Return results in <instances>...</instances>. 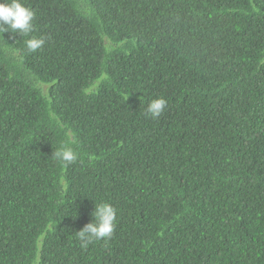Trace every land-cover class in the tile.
<instances>
[{"label": "trees", "instance_id": "trees-1", "mask_svg": "<svg viewBox=\"0 0 264 264\" xmlns=\"http://www.w3.org/2000/svg\"><path fill=\"white\" fill-rule=\"evenodd\" d=\"M22 2L33 32L0 33V264H264V0ZM101 202L114 234L82 248Z\"/></svg>", "mask_w": 264, "mask_h": 264}, {"label": "clouds", "instance_id": "clouds-1", "mask_svg": "<svg viewBox=\"0 0 264 264\" xmlns=\"http://www.w3.org/2000/svg\"><path fill=\"white\" fill-rule=\"evenodd\" d=\"M34 17L35 12L27 7L22 0H0V33L11 30L26 37L34 30ZM45 42L44 38L30 37L25 44L29 52H36L44 46ZM167 106L168 102L164 97L153 98L148 102L146 115L157 119L164 113ZM72 142L73 138L69 133L66 144L59 149H54L52 154V157L56 161L62 162L64 167L76 162L78 158L77 153L68 146ZM92 215L93 221L76 232V238L80 241L82 248H87L94 241L111 239L115 231L116 210L111 204L107 202L96 204ZM228 224V219L222 220L220 227ZM159 234L163 235L162 232Z\"/></svg>", "mask_w": 264, "mask_h": 264}]
</instances>
